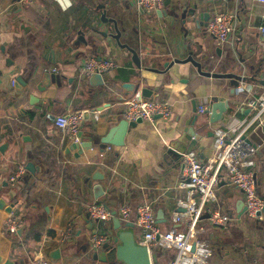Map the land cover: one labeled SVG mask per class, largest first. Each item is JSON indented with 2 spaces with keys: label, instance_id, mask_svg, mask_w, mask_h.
Returning a JSON list of instances; mask_svg holds the SVG:
<instances>
[{
  "label": "crops",
  "instance_id": "1",
  "mask_svg": "<svg viewBox=\"0 0 264 264\" xmlns=\"http://www.w3.org/2000/svg\"><path fill=\"white\" fill-rule=\"evenodd\" d=\"M189 2L198 25L183 26L180 19L165 18L164 12H169L165 4L147 14L137 0H0V146L7 144L0 152V200L5 202L0 209L1 263L10 259L34 264L33 255L40 252L54 264H101L91 259L89 239L96 234L108 241L112 221L98 223L88 218L87 207L94 203H103L112 211L123 204H150L155 214L162 211L164 221L159 225L164 230L173 227L172 212L184 195L179 188L183 168L171 159L163 160L159 146L173 138V129L183 127L191 115L186 111L191 103L208 110L210 98L216 96L229 104L219 122L210 125L208 115L198 114L196 109L195 126L201 127L195 129L203 150L195 151L211 157L214 131L234 128L250 117L253 112L247 99L264 92V38L260 31L264 4L257 0ZM99 7L116 23L120 43L136 49L142 67H152L164 72L162 75L138 70L126 50L111 49L91 36L90 19L101 30L110 32L112 26L100 24ZM221 12L233 16L234 30L228 41L219 45L206 33V26ZM78 30L94 48L78 42ZM189 55L206 71L244 78L243 85L252 87L251 94L238 91L229 79L199 76L189 63L174 64L165 71V63ZM89 58L115 61L116 67L103 74L105 87H91L83 81L89 76L83 71ZM18 78L26 84L21 89L12 85ZM127 84L135 90L123 88ZM40 85H46L42 93L37 90ZM145 85L153 92L146 99L170 106L169 120L159 118L129 128L123 147L106 145L102 150L93 138L91 148L80 156L68 150L69 137L55 127L56 116L88 110L90 115L82 123L83 140L80 138V142H88L93 132L104 136L123 119L125 102ZM108 88L114 89L113 93H105ZM117 96L123 100L118 102ZM94 110L99 111L97 122ZM246 138L257 148L252 171L257 193L264 200V126L254 125ZM28 163L33 164L34 174L25 169ZM19 166L25 173L10 183ZM96 170L105 175L99 183L103 190L99 199L94 197L93 183H86ZM215 195L212 207L231 221L217 228L206 224V216H202L200 224L205 230L198 238L212 249L207 264H255L264 253V213L253 219L246 213L238 217V205L245 206L243 195L223 175ZM9 207L11 213L5 211ZM12 217L22 221L15 234L4 228V222ZM69 225L73 234L63 241ZM56 249L60 259L52 261L49 253ZM168 258L158 257L157 263L165 264Z\"/></svg>",
  "mask_w": 264,
  "mask_h": 264
},
{
  "label": "built area",
  "instance_id": "2",
  "mask_svg": "<svg viewBox=\"0 0 264 264\" xmlns=\"http://www.w3.org/2000/svg\"><path fill=\"white\" fill-rule=\"evenodd\" d=\"M264 4V0H257ZM137 5L143 12L151 14L163 8L164 0H137ZM233 16L227 12L213 15L207 23L206 33L219 45L226 43L232 34ZM264 38V27L260 28ZM116 67L111 59L89 58L86 60L84 73L103 75ZM15 81L12 80V85ZM239 82L237 89L247 95L251 94L252 87ZM247 106L252 110V115L239 122L234 128L217 129L213 134V155L200 157L199 153L192 150L183 155V180L179 188L184 195L176 202L172 212V224L169 230H164L155 218V211L150 204L132 206L121 205L116 211L121 223L132 222L136 230L137 241L146 247L148 255L158 257L169 255L165 264H207L212 256V249L198 237L204 233V226L200 224L203 215L206 224L223 228L231 219L221 211L212 207L216 201V189L223 175L228 182L241 191L246 207V216L250 219L258 218L264 208V200L256 190L255 176L252 171L254 158L257 152L255 145L246 138L247 132L254 126H264V92L257 97L247 99ZM124 119L142 122H154L156 116L162 120H169L172 115L167 103L150 101L135 93L125 102ZM207 108H197L198 114H205ZM93 120H99V111L94 110ZM84 116L82 111L68 112L56 116L55 127L64 132L69 139L80 144V134ZM25 173L19 166L10 176V183H14ZM182 210V211H180ZM87 216L92 221L106 223L112 219V210L103 203H94L87 207ZM22 226V221L9 218L4 222V228L15 234ZM73 234V227L69 225L62 234V240L69 239ZM107 242L104 235H92L89 244L93 250H98ZM171 253V256H170ZM34 264H54L40 252L33 255Z\"/></svg>",
  "mask_w": 264,
  "mask_h": 264
},
{
  "label": "water",
  "instance_id": "3",
  "mask_svg": "<svg viewBox=\"0 0 264 264\" xmlns=\"http://www.w3.org/2000/svg\"><path fill=\"white\" fill-rule=\"evenodd\" d=\"M15 2H18L19 0H14ZM165 6H169V12H164V17H171L176 21V19H180L181 25H188L191 23H194L195 25L198 23L196 22L194 15H195V8H189L190 2L189 0H178L176 3H171L168 1L164 2ZM97 13L99 14L98 21L100 24H111L110 32L106 30H101L99 28V25H97V22L93 21V19H90V28L89 32L93 38H97L99 40H102L105 42V45L113 48H121L124 49L130 54V60L133 63V65L138 69L145 71H149L151 73L162 75L164 72H160L158 70H155L154 68H143L141 65V60L139 58V55L136 51V49L120 43V32L117 29L116 23L113 20H109L106 18V10L103 7L97 8ZM209 18V16H205ZM201 18V17H200ZM199 18V20H200ZM198 25V24H197ZM79 40L78 42L82 44L83 47H91L94 48L92 44H89L88 37L84 35L82 30H78ZM204 58V57H203ZM209 61V60H208ZM207 61V62H208ZM191 64V66L196 70L197 74L202 77L206 78H225L229 79V83L232 86L237 87L238 83L245 82L244 78H234L232 75H220V74H214L212 72L206 71L204 69H207L202 65L200 62L194 60L191 55L187 56L185 59L180 60L176 59L171 62H168L167 64H164L165 71L171 68L174 64L176 65H182V64ZM209 63V62H208ZM210 65V64H209ZM104 76L100 74H90L87 77L83 78V81L89 84L91 87H105V81ZM25 83H22L21 79H17L14 86L21 89V86H25ZM123 88H126L128 91H134L135 86L131 85H124ZM46 89L45 86H37V90L39 92H44ZM114 89L108 88L105 90V93L110 92L113 93ZM143 98H150L152 96V90L148 86H142L138 91ZM118 102L123 100L122 96L114 97ZM229 104L226 101H221L218 97L213 96L210 98L209 101V109L207 110L206 114L208 115V123L210 125L215 124L219 122L222 119L223 114L228 112ZM196 109L197 105L193 102L191 103L190 109L186 110L187 113L191 114L187 120L183 123V127L180 130L173 129L171 131L173 138L169 140L167 144L160 145L161 150V158L165 161L168 159L173 160L174 162L181 165L183 168L184 164L182 162L183 155L192 151V150H198L200 153L203 148L198 145V139L199 136L197 134L196 129L199 130V128H196V121L198 116L196 115ZM90 115V112L86 110L83 112L84 119H88ZM123 117V116H122ZM160 116H156L155 119H159ZM113 119L112 117L110 118ZM116 123V120L114 121ZM142 123L141 119H137L135 121H127L124 119L119 120L115 126H112L107 133L104 136H98L96 132H93L88 140V142H80V144H75L69 139L68 144V150L72 151L75 150L77 154L82 155L84 150H88L92 146V140L93 138L98 139L99 148L104 149L106 145H112L116 147H123L124 146V138L128 132L129 128H135L137 124ZM92 124V123H91ZM91 128V127H90ZM196 128V129H195ZM212 135L211 133L209 136ZM80 138H82V134H80ZM83 140V138H82ZM7 148V144H3L0 146V152H3L4 149ZM200 157H202L201 154H199ZM27 171L34 174V166L31 163H28L25 167ZM105 175L101 174L99 170H96L92 177L86 180L87 182L93 183L92 185V191L94 193V197L96 199H99L101 196H103L102 188L99 185V183L104 181ZM243 204H239L237 207L238 211V217H241L245 211L246 207L243 205V208L241 207ZM5 206L4 200H0V209H3ZM12 207L7 208L5 211L8 213H11ZM182 211V210H180ZM262 213H264V208L261 213L257 214V217H259ZM162 211H158L155 214L156 222L158 224L162 223L164 220H162ZM112 232L110 234H107L109 240L105 242L102 247L98 250H93L91 259L94 261H97L101 264H158L157 263V257L155 254L151 255V259L148 255V251L145 246L141 245L134 234V224L132 222H126L124 224H121L117 217L116 211H112ZM102 223V222H98ZM20 231V230H19ZM18 232V231H17ZM49 258L52 261H57L60 259V250L56 249L49 253ZM0 264H21L17 261H12L10 259L5 260ZM255 264H264V253L260 254V256L255 261Z\"/></svg>",
  "mask_w": 264,
  "mask_h": 264
}]
</instances>
